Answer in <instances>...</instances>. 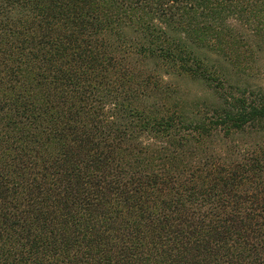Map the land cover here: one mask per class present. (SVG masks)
Returning a JSON list of instances; mask_svg holds the SVG:
<instances>
[{
  "label": "trees",
  "instance_id": "trees-1",
  "mask_svg": "<svg viewBox=\"0 0 264 264\" xmlns=\"http://www.w3.org/2000/svg\"><path fill=\"white\" fill-rule=\"evenodd\" d=\"M230 17L264 38V0H0V264H264V93L197 50L248 57Z\"/></svg>",
  "mask_w": 264,
  "mask_h": 264
},
{
  "label": "rangeland",
  "instance_id": "rangeland-1",
  "mask_svg": "<svg viewBox=\"0 0 264 264\" xmlns=\"http://www.w3.org/2000/svg\"><path fill=\"white\" fill-rule=\"evenodd\" d=\"M226 22L230 25L232 24L240 32L239 34L242 33L245 36L243 39L250 47L249 50H252L246 51L248 57L240 60V62L236 60L238 59L236 52L244 50V47H239L235 52L231 51L232 53L229 55H225L222 50L217 52L211 49L214 45L211 39L203 42L204 45H200L197 48L198 53L206 55L207 65L213 66L214 69L220 68L219 70H223L232 84L264 93V38L253 33L254 23L244 22L239 23L240 25L237 26L236 23L238 22L231 17ZM151 67H153V70L158 71L155 63H149V68L151 69ZM166 68L167 66L165 65L158 66L159 72L156 76H158L161 85H169L171 89L176 91V96L181 97L182 102L184 101L187 113L190 110L194 111L199 106H204L203 101H208L210 104L218 101L213 93L214 82H212L213 85H209V83L201 79H193L185 75L181 76L173 71L164 73L163 71H166ZM153 76L155 75L153 74ZM213 77H216V75H213ZM236 139L239 143L244 142L246 145L253 142L263 143L264 131L242 133L237 135ZM237 145L244 147L241 144Z\"/></svg>",
  "mask_w": 264,
  "mask_h": 264
}]
</instances>
